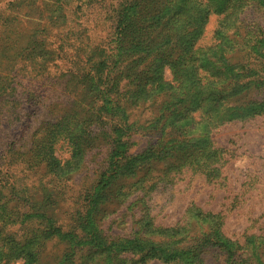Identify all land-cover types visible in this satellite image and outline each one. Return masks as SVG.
<instances>
[{"label": "rangeland", "instance_id": "374dc122", "mask_svg": "<svg viewBox=\"0 0 264 264\" xmlns=\"http://www.w3.org/2000/svg\"><path fill=\"white\" fill-rule=\"evenodd\" d=\"M7 1L0 0V7ZM121 1L91 3L80 41L66 45L58 59V30L79 27L65 24L66 16L74 17L69 8L45 28L55 0H19L15 13L8 5L0 12L1 177L25 176L26 196L36 191L33 180L39 176L64 187V201L55 210L60 222L70 220L74 207L83 205L79 194L98 182L84 201L79 230L89 241L66 264H188L198 253L203 264H226L236 248L221 250L214 233L208 236L210 226L240 244L252 234L264 237V114H258L264 100V0H171V8L160 4L155 17L154 3L130 0L121 23L130 21L125 40L114 28ZM235 21L241 36L233 34ZM171 22L177 30L168 35L164 24ZM83 50L93 62L110 66L104 81H75L72 72L88 70L76 56ZM117 72L119 83L110 86ZM69 114L78 127L88 128L89 138L73 168L68 163L50 172L44 152L62 136ZM54 146L63 160L70 157L68 141ZM172 161L175 166L155 184ZM24 204L7 198L0 217L4 236L43 225L44 218L23 217ZM191 204L218 216L189 227L200 243L166 238L182 261L135 263L132 249L139 252L136 246L163 238L146 235L143 227L150 220L158 230L192 224ZM67 246L56 236L46 250L53 256L73 252L74 246L64 251ZM186 248L191 249L184 254ZM23 260L16 255L0 264Z\"/></svg>", "mask_w": 264, "mask_h": 264}, {"label": "trees", "instance_id": "16d2710c", "mask_svg": "<svg viewBox=\"0 0 264 264\" xmlns=\"http://www.w3.org/2000/svg\"><path fill=\"white\" fill-rule=\"evenodd\" d=\"M97 0H55V3L50 6V11L46 12L47 14L44 16L45 22L43 24V27H47L49 24L51 25V21H55L56 18H58L59 14H63V12L68 9L70 10L74 17L66 16V22L65 24L71 25V23H75L77 26H79L76 30L74 29H62L58 30V33L61 35L60 37V44L55 49L56 52V58H61L62 54L67 53L65 51L66 45L70 44H76V41H78L82 36H79L80 34L84 33L86 29V25L84 24V20L87 16V8L90 6L91 3L96 2ZM137 4L140 3H154V10L151 15L154 17L158 15V10L160 9L159 5L164 3L163 10H165L168 7V10L172 6L171 0H134ZM130 0H123L119 3L115 10L116 15H114V23H115V30L118 32V36H120L121 40H125L126 37H130V21L121 24L123 21V17L126 13V7L130 4L128 3ZM19 3V0H8L3 7H0V12L2 10H5V6H11L12 11L15 13L17 9V5ZM44 3V2H43ZM146 5V4H145ZM167 10V11H168ZM233 11V10H232ZM12 12V13H13ZM169 12V11H168ZM234 12V11H233ZM77 19V20H76ZM71 21V22H70ZM166 21H168L166 19ZM233 34H239V30L242 28L241 24L235 21ZM168 27V28H167ZM164 30L168 35H170L171 32L177 30V25L173 22L169 26L164 24ZM167 29L169 32H167ZM227 29V28H226ZM223 31V30H222ZM220 33V32H219ZM264 34V30H263ZM152 36V34L150 35ZM241 36V35H240ZM264 37V36H263ZM80 41V40H79ZM77 47L80 49H83V47L80 44H77ZM130 46L127 47L129 49ZM168 56L172 57V53L168 50L167 52ZM77 58L82 63V68H88V70L84 69L83 71L80 69V67H77L79 73L72 72L71 74H75V78L77 80L75 81H94L97 83H100L101 80L104 81V79L107 77V70H109V65L106 64V62H100L97 63L96 61H92V59L88 56V52L86 53V50H83L82 52L78 51L76 53ZM124 60L121 61L118 65L120 67L123 64ZM88 66V67H85ZM115 70L118 71V68ZM124 71V70H121ZM135 73V72H133ZM121 76V72H117L115 76L112 77V81L110 82L111 85H117L119 83V78ZM80 79V80H79ZM153 79V76L151 77ZM109 87V86H108ZM258 114H264V100H262V106L259 110ZM69 123L68 126L65 127V131L63 130L61 132V137L55 138L54 142H51L45 152L44 156L46 158L45 163L46 167L48 168V171L56 172L58 169H63L67 167V164L70 163L71 167L73 168V162L74 158L77 157L83 150V147H85V143H87L89 135L87 134L88 128L81 126L78 127L80 124H75V121L71 119V115L69 114ZM63 139L65 141H68V145L70 147V157L66 160H63L61 157L58 156L54 143H56L58 140ZM191 152V151H190ZM6 158V156L4 157ZM169 166H175V163L172 161L170 162L166 167H163V173H159L156 176L155 184H160L163 181L164 172L169 168ZM172 168V167H171ZM161 168L158 169L159 171L162 170ZM3 171V170H2ZM74 171V170H73ZM0 173V217L5 212V204L7 203V198L19 200V201H25L24 209L22 211L23 217L26 215H35L39 216L41 218H44L45 221L43 225H40L39 227H36L32 230H26L25 232H10L4 236V233L1 232L0 229V259L3 258H12L17 255V258H23L22 264H43V258L47 256H53L50 255L49 252L46 250L48 247V242L53 239L56 236H59L60 240L67 243V248L64 249H70L73 247V252L71 250L65 251V253L62 255H54L53 260H47L46 264H66V260L69 256H73V253L77 252L76 247L81 246L85 243H88L89 239L82 236L80 233V228L82 225V219H85L86 217V210H84L85 202H88L89 199L93 197V192L95 191V187L98 186V182L95 184L92 182L90 186L84 189V191L79 194V198H82V204L78 207H74V210L70 212V220L68 222H60L57 213L55 210L60 208V202L64 201L63 195L64 187L57 188L53 187V184L50 182H43L40 176L38 178H35L34 187L36 191L26 196L25 188L28 187V184L26 183V177L21 176L20 178H17L13 181L6 180V178L1 177ZM10 176L14 177V174L12 172L9 174ZM42 175V174H41ZM63 180H66V178H62ZM100 183V182H99ZM18 185V187H17ZM24 195V196H23ZM82 205V206H81ZM189 218L192 220V224L186 223V224H177L174 227H167L163 228L161 230H158V228L154 225L153 221L150 220L149 223H147L143 227V233L146 235L151 234H162L163 238L159 240L157 239V236L155 239H152L151 246L150 247H143L142 245L136 246L137 249H139V252L136 250H133V252L137 253L138 258L134 261L135 263L138 262H145L147 260H161L162 262H169V263H177L182 261V254L179 253V250L173 248V242L170 239L164 240L166 238H182V240H186L188 242L193 243H200L198 239L193 238V236H190V232L192 230L189 229L190 226H194L196 223L193 224V222H199V223H205L207 217H211L210 219L212 221H215V218L218 217L217 215H214L212 213H205L202 211V209L198 206H195L193 204L190 205V208L188 210ZM12 215V214H9ZM212 229V230H211ZM95 230V229H94ZM102 231V229H100ZM210 234L214 233L213 235L216 236L217 241L222 242V249L223 251H230L231 247L234 246L236 249L232 251V253H229L231 257L227 258L226 264H264V237L263 236H257V235H249L246 236L244 239L243 244H240L237 241H232L230 238H226L225 236H222V230L218 229L215 230L214 228H211L210 226ZM185 235V237H184ZM184 237V238H183ZM203 240V238L201 239ZM262 240V241H261ZM215 240H211L212 244H215ZM100 245V242L98 243ZM203 244H199V248H201ZM191 247V246H190ZM224 248V249H223ZM191 248L184 249V254H186L188 251H190ZM103 252V250H100ZM192 251V250H191ZM222 252V251H221ZM203 254L198 253L196 256H194V259L192 261H189L188 264H203ZM55 257V258H54ZM62 257V258H61ZM188 258H191V256H188ZM231 260V261H230Z\"/></svg>", "mask_w": 264, "mask_h": 264}]
</instances>
